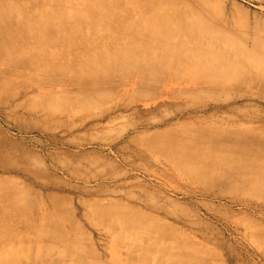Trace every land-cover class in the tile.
Instances as JSON below:
<instances>
[{"label":"rangeland","instance_id":"rangeland-1","mask_svg":"<svg viewBox=\"0 0 264 264\" xmlns=\"http://www.w3.org/2000/svg\"><path fill=\"white\" fill-rule=\"evenodd\" d=\"M157 1L165 39L123 11L78 60L0 53V264H264V0ZM101 42L128 59L84 65Z\"/></svg>","mask_w":264,"mask_h":264},{"label":"bare ground","instance_id":"bare-ground-1","mask_svg":"<svg viewBox=\"0 0 264 264\" xmlns=\"http://www.w3.org/2000/svg\"><path fill=\"white\" fill-rule=\"evenodd\" d=\"M159 2L161 1H157V0H0V53L2 54L5 51L6 52L9 51L10 53L16 52L17 54L21 55L20 52H24L23 54H25V56H28V58L31 59L32 63H34L35 66H37L39 62H41L40 57L41 58L47 57V59H49L51 58V56L52 58H56V55H59L62 58L67 56V57L74 58V60H78L79 59L78 56H74V55L76 53V48H78L81 45V42H84V40H86L88 36L90 37L92 34L101 35L104 32H110V28H111L110 25L113 26L114 21L118 18V16H120L119 14H121V12L123 11H124V15L127 11L126 15L128 14L129 17L130 16L137 17L139 21L141 22L142 27L148 28L146 30L150 34L148 37L150 36L155 37L157 38V40L165 39L166 37H169L168 31L165 28V27H168L167 21L163 19L161 20V22H159L157 19H154V18L152 19L153 15L149 14V11L147 10L149 7L159 8L160 6H157V7L155 6ZM165 12L169 14L174 13V11H172L170 6L169 8L168 7L165 8ZM71 31L78 34V37L73 38V40L71 41L70 40L68 41L67 46H66V54H63L62 52L59 53L60 52L59 50H61L62 48L57 47L55 42L62 38H69L68 36L70 35ZM180 32L182 33V31ZM177 34L179 33L176 32V35ZM28 37H31L34 39V42L32 43V45H29V43L27 45V41L25 40H28ZM82 37H86V38H82ZM137 37H140V36H137ZM172 37L175 39L174 36ZM140 40L145 41V38L140 39ZM101 43L102 44L101 45L99 44V46L97 47L94 46L93 50L84 54V56H80V59L85 62L84 65L93 66L92 64H95V63H97V65L98 63L99 64L100 63H104V64L110 63V62H113L114 60L121 59L122 57H126V59H128L127 54L128 55L130 54V52L127 53L128 50L125 53L118 54L117 52L113 51L110 47L105 46L103 42ZM132 44H134V42ZM148 44H150V42ZM145 45H147V43H145ZM184 48L186 47L184 46ZM124 49L125 47L122 50L124 51ZM197 49H199V46ZM170 51L168 53L172 52ZM195 51L191 50V53H188V55L185 56L186 57L185 61L183 62V58H182L180 59V62L178 63H183L184 66H187V65L203 66L202 67L203 70L208 72L207 70L209 67L213 66L214 60L210 61V60H207L206 58H203V57L201 58L200 56H198V52H195ZM90 52L96 55L90 54ZM142 53H143V50H142ZM216 54L219 57L218 53ZM170 55L168 56V58L172 62L171 59L173 58H171ZM215 64L217 65V63ZM12 69H15V68H12ZM116 72L120 73V71H116ZM69 87L71 86L69 85ZM150 145H151L150 147L152 150L157 151L156 153H160V152L164 153V151L168 149L167 147H169L168 143L163 142V141L150 143ZM226 149H230V152H232L234 151L235 148L228 147ZM240 151H242V149H240ZM180 153L182 154V151ZM234 154H238V153L235 152ZM238 156L239 158L237 159L240 160L241 156L240 155ZM113 223L111 224V227L118 234V239H117V236H114L111 240L113 241L114 246L116 243H119V242H126L131 245H135L136 247H138L139 245H144V243L148 244V243L156 242V237L150 235L149 231L142 230L140 228L141 227L140 224L134 220L121 219L117 223L115 224Z\"/></svg>","mask_w":264,"mask_h":264}]
</instances>
